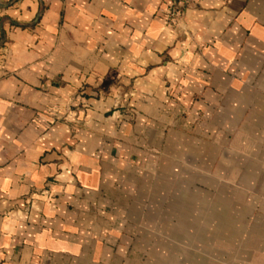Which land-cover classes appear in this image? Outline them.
I'll use <instances>...</instances> for the list:
<instances>
[{
	"label": "crops",
	"instance_id": "0c3cea01",
	"mask_svg": "<svg viewBox=\"0 0 264 264\" xmlns=\"http://www.w3.org/2000/svg\"><path fill=\"white\" fill-rule=\"evenodd\" d=\"M165 7L0 6V264H264V0Z\"/></svg>",
	"mask_w": 264,
	"mask_h": 264
},
{
	"label": "built area",
	"instance_id": "2783aa9c",
	"mask_svg": "<svg viewBox=\"0 0 264 264\" xmlns=\"http://www.w3.org/2000/svg\"><path fill=\"white\" fill-rule=\"evenodd\" d=\"M163 2L166 5L163 13L169 22L174 24L179 21L191 0H163Z\"/></svg>",
	"mask_w": 264,
	"mask_h": 264
},
{
	"label": "water",
	"instance_id": "95a60500",
	"mask_svg": "<svg viewBox=\"0 0 264 264\" xmlns=\"http://www.w3.org/2000/svg\"><path fill=\"white\" fill-rule=\"evenodd\" d=\"M17 0H14L11 4H8V5H0L1 7H3V8H7V7H9L10 5H12L13 3H15Z\"/></svg>",
	"mask_w": 264,
	"mask_h": 264
}]
</instances>
